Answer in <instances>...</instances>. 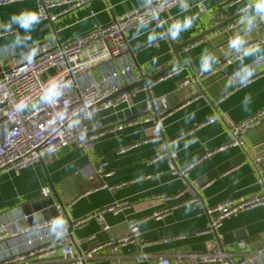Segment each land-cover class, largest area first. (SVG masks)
<instances>
[{
	"label": "crops",
	"instance_id": "crops-1",
	"mask_svg": "<svg viewBox=\"0 0 264 264\" xmlns=\"http://www.w3.org/2000/svg\"><path fill=\"white\" fill-rule=\"evenodd\" d=\"M202 1L205 5L203 13L195 9L185 10L177 4L158 17L162 25L145 24L126 33L128 50L133 55V73L138 83L152 78L176 62L172 43L186 42L215 27L233 16L247 2L249 5L259 2L240 0L237 4L225 5L229 0ZM147 3L148 0H88L85 6L61 15L53 22H38L27 31L17 23L0 27V32L15 28V31L0 38V47L11 45L17 54H21L39 44L63 43ZM195 3V0H191L188 5ZM37 7L38 0L2 6L0 25L7 24L13 15L21 11H37ZM62 9L55 8L53 12ZM185 17L191 18V26L182 27L173 37L172 25L177 21L183 23ZM250 20H253L250 26H245L236 35L242 38L238 47H228L230 40L236 36L217 46L210 43L212 37H205L178 53L182 60L179 69L171 71L170 76L160 82H150L154 95L164 98V102L167 98L171 106L165 103L169 115L164 120L159 139L154 138L155 128L151 124L125 125L119 131L105 132L98 137L89 158L84 150L67 146L43 156V168L38 162L17 176L0 173V213L16 209L21 212L25 203L43 198V188H48L49 196L53 188L72 224L71 233L68 232L66 220L63 226L70 240L71 236L73 238L71 245L76 254L89 238L99 236L100 244L107 243L128 235L130 225L137 223L139 238L136 241L120 246L115 252L102 249L84 264H157L159 258L170 262L186 261L190 255L207 252L216 235L221 238L223 250L234 254L235 259L245 254L254 259L253 264H264V255H255L257 250L264 247V206L226 218L215 233L206 232V209L261 193L252 160L259 159L258 167L264 172V116L240 136L246 151L245 161L211 179L206 177L242 151L231 145V127L243 124L264 110V72L250 76L256 71V62L264 60V43L257 44L264 39V11L250 12L238 25ZM236 48H247L245 55L225 66L224 77L215 80L209 86V91L194 82L178 88L181 80L192 77L202 69L206 57L211 58V64ZM89 72L97 78L94 66ZM246 77V83H236ZM143 97L144 94L139 92L125 105L97 110L94 113L95 123L108 129L125 124L132 116H140ZM121 149L124 152L119 153ZM207 152L214 153L198 162ZM172 153L176 154V168L192 165L185 179L170 173L169 155ZM255 154L259 157L256 158ZM101 162L107 164L106 170L110 172L102 180L95 174ZM102 183L114 188L95 190ZM185 183L193 189L201 206L182 205L160 218H154V212L168 205L161 201L160 196L178 194L183 191ZM188 196L189 193H186L180 201L188 199ZM118 202H125L126 205L116 214L105 213L101 222L89 220L79 228L74 227L76 221L88 214ZM34 216L40 224L42 221L38 213ZM10 217L6 215V218ZM235 231H241L235 241L224 244L222 237ZM61 263L59 249L43 264Z\"/></svg>",
	"mask_w": 264,
	"mask_h": 264
},
{
	"label": "built area",
	"instance_id": "built-area-1",
	"mask_svg": "<svg viewBox=\"0 0 264 264\" xmlns=\"http://www.w3.org/2000/svg\"><path fill=\"white\" fill-rule=\"evenodd\" d=\"M20 1L26 0H0V7ZM190 1L148 0L144 7L134 9L106 25L96 26L72 40L39 44L21 54H17L11 45L0 47V173L17 176L27 167L37 164L43 156L53 154L67 146L84 150L89 158L93 143L98 137L105 132L119 131L125 125L151 124L155 128L154 138L159 139L169 112L164 98L154 95L152 82L126 89L138 83L133 73L131 62L133 55L128 50L126 33L145 24L162 25V22H158V17L177 4L182 5L185 10L195 9L199 13L205 11L202 0H195L196 3L192 6L188 5ZM87 2L88 0H38L39 22H53L57 17L85 6ZM59 7L63 9L54 13L53 10ZM13 31L15 30L0 32V38ZM261 43H264V39L257 44ZM246 49L236 48L215 59L209 64L208 69H201L192 77L181 80L178 88L193 82L200 85L203 79L223 71L225 66L241 59ZM93 66L97 71V78L89 72ZM255 69L250 76L264 72V60H258ZM168 76L170 72L159 76L155 82H160ZM247 81L248 77L236 83L240 85ZM50 82H55L60 87L61 94L43 99ZM139 92L144 94L143 111L140 116H132L125 124H117L108 129H103L100 124L95 123L94 113L97 110L115 109L125 105ZM21 101L25 106L17 110L16 105ZM263 116L264 110L243 124L231 127V145L245 151L240 139L241 134L257 124ZM122 152L123 149L119 150V153ZM213 153L203 154L198 162ZM175 157V153L169 155L170 173L185 179L192 165L178 169L174 164ZM259 162V159L252 160L261 193L206 209L208 216L206 232L215 233L226 218L253 207L264 206V172L258 167ZM106 168L105 162L99 164L95 171L97 178L102 180L110 175ZM113 188L102 183L95 190ZM186 193H189L188 199L180 201ZM41 195L48 197L50 195L48 188H43ZM160 199L168 205L154 212L152 214L154 218H160L182 205L201 206L194 196L193 189L186 183L183 191L173 196L162 195ZM125 205V202L112 204L88 214L73 225L79 228L89 220L101 222L105 213L116 214ZM8 214L11 216L9 219L6 218ZM58 217L65 220V213L59 207ZM2 218L0 264H43L59 249L61 264H84L102 249L115 252L120 246L139 238L137 223H133L130 225L128 235L76 254L64 226H57L55 229L60 235L50 231L51 221H42L36 226L29 227L26 225L27 217L19 209L0 213V219ZM255 255H264V247L257 250ZM234 256L223 250L221 238L216 235L205 253L190 255L186 261L170 262L168 259L159 258L157 264H253L254 259L245 254L240 255L238 259ZM138 261L141 259L138 258Z\"/></svg>",
	"mask_w": 264,
	"mask_h": 264
},
{
	"label": "water",
	"instance_id": "water-1",
	"mask_svg": "<svg viewBox=\"0 0 264 264\" xmlns=\"http://www.w3.org/2000/svg\"><path fill=\"white\" fill-rule=\"evenodd\" d=\"M239 1L240 0H229L225 5L237 4V3H239ZM257 4H258V2L254 5H249V3L247 2V4L243 5L242 8H239L238 11L233 16H230L226 20L217 24L215 27L210 28V29L194 36L193 38H191L190 40H188L186 42L172 43L173 54L175 56L176 62L173 65L166 68L165 70H162L161 72H159L158 74H156L152 78L144 80V81L137 83L136 85L128 87L126 89H132L133 87H139V86L147 85L150 82L155 81L159 76H161L165 73L179 69L180 66L182 65V60H181L180 56L178 55V53L180 51H182L183 49H186L189 45H191L197 41H200V40L204 39L205 37H208V36L212 37V39L210 40V43L212 45H215V46H217L221 43H224L225 41H228L229 39H232L234 36H236L241 31L242 28H244L245 26H248V25L250 26L251 22H253V20H250L249 22H246L243 25H238V23L242 19H245L250 12L257 11V8H256ZM10 29H15V28L5 29L4 32H7ZM164 31H165L166 37L169 38V35L167 34V30L165 28H164ZM228 47H229V49H231L233 46L230 45ZM224 74L225 73L223 71H219L216 74H214L208 78L203 79L200 82L199 86L201 88H203V89L205 88V89H207V91H209V86H211V84L215 80H218L221 77H224ZM211 88L212 87H210V92H211ZM165 103L167 104V106L169 105L167 98H165ZM168 107L171 108L170 105ZM249 129L250 128H247L245 130V132ZM245 153L246 152L242 150L239 154L235 155L233 158H231L230 160H228L227 162H225L221 166H219V167L215 168L214 170H212L211 172H209L206 175L207 179H211L214 176H216L218 173H222L225 170H228L234 166H237V165L243 163L246 159ZM255 157L257 158V157H259V155L255 154ZM39 164L43 168L42 159L39 160ZM47 183L50 186L49 180ZM57 206L60 208V210L62 212L65 213V220L67 221V223L69 225L68 232L71 233L72 224L70 223V220L66 215L65 206L59 200V198H58V196H57V194L53 188H51V196L43 197V198L25 203L21 207V213L27 217V220H26L27 225L29 227H33V226L38 225V222H39L37 220L36 216H34L35 213H38L39 219L41 221H46V222L52 221V219L54 217H58V207ZM240 233H241V231H235L232 234L224 235L222 237V242L224 244L231 243V242L235 241V239L239 236ZM93 238L90 240H87L85 243H83L80 246V250L77 249L79 254L82 252L89 251L93 247H95L96 245L100 244L99 236H96L94 239ZM71 241H72V243H74L72 236H71Z\"/></svg>",
	"mask_w": 264,
	"mask_h": 264
},
{
	"label": "clouds",
	"instance_id": "clouds-1",
	"mask_svg": "<svg viewBox=\"0 0 264 264\" xmlns=\"http://www.w3.org/2000/svg\"><path fill=\"white\" fill-rule=\"evenodd\" d=\"M257 11H264V0H259L258 4L256 5ZM40 14L37 11L27 10L21 11L20 13L13 15L9 22L5 25H0V27H10L12 23H17L21 28L24 30H29L32 25L39 22ZM192 23L191 18L185 17L183 23L177 21L175 24L172 25V35L175 37L179 30L183 28L190 27ZM28 37H25L27 39ZM242 43V38L240 36H236L232 40H230L231 46H239ZM35 54V50L33 49L32 55ZM31 57H29L30 59ZM210 57H206L202 63V70L208 69ZM61 94L60 87L55 82H50L48 88L45 90V94L42 97L43 99H48L49 97L55 95L59 96ZM23 101L19 102L16 105L17 110H21L24 107ZM52 227L50 231H52L56 235H60V233H56L55 229L57 226H63L64 220L62 217H54L51 221Z\"/></svg>",
	"mask_w": 264,
	"mask_h": 264
}]
</instances>
